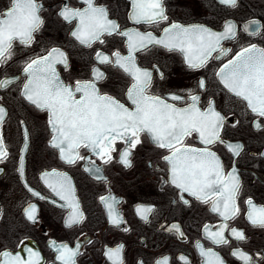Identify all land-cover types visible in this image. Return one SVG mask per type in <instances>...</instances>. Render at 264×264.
Listing matches in <instances>:
<instances>
[{
  "label": "flooded vegetation",
  "instance_id": "af4514ba",
  "mask_svg": "<svg viewBox=\"0 0 264 264\" xmlns=\"http://www.w3.org/2000/svg\"><path fill=\"white\" fill-rule=\"evenodd\" d=\"M39 3L43 5L44 24L35 33L34 42L30 46L14 42L12 58L0 66V79L15 78L7 88L0 89V106L6 110L2 132L7 150V156L0 161V213L3 214L0 218V252L19 253L28 259V249H31L39 253V264H61L55 260L56 253L50 244L56 241L70 247L80 244L76 264H112L106 252L120 245L123 246L124 264H157L164 258H167V264H186L180 259L182 256L187 258V264H202L199 242L204 248L218 252L225 264H244L231 254L235 249L252 255L256 264H264V228L248 222V205L245 203L251 198L257 206H264V118L248 110L246 102L229 93L216 76L219 68L242 48L250 44L264 47V29L259 36L244 31V22L249 19L264 23V5L257 0H238L235 8L222 4L221 0H164L168 20L148 25L136 24L129 19L131 0H96L97 4L108 8L109 18L116 20L121 30L137 29L157 37L163 35V29L171 23L203 25L213 31H222L227 22L237 25L236 38L223 42V46L231 51L219 60L215 59L217 53H213L204 68L191 69L181 53L160 46L136 53L138 66L153 73L150 94L161 97L178 94L187 98L191 91L200 96L202 109L213 100L216 110L226 117L220 133L225 143L209 147L220 158L225 173L233 166L238 170L241 188L237 203L241 211L227 223L229 229L242 230L246 240H236L226 230L224 234L229 238V244L214 245L207 238L204 227L208 225L215 232L225 221L210 210V205L187 194L188 205L179 200L178 190L165 183L169 180V165L163 156L169 153L158 148L146 134H141L142 143L131 150V167L120 163L121 153L126 148L121 140L115 142L111 152L113 159L108 164L89 150L80 149V155L92 156L96 165L101 167L102 175L106 177L103 181L94 179L85 171V161L67 164L60 159L59 151L50 146L52 133L48 113L37 109L21 94L26 79L23 73L26 61L46 54L51 48H59L68 58L67 70L63 65L56 66L61 80L66 84L88 81L92 79L93 66L99 67L106 75V79L97 85L101 93L114 96L127 107H132L125 95L131 79L120 69L97 64L94 59L97 50L109 55L119 50L127 55L125 38L105 36L103 44L96 43L87 48L71 35L75 22L69 24L58 15L64 4L73 8L84 7L82 0H39ZM10 6L11 0H0V13ZM200 79L205 81L204 90L198 88ZM76 98L79 99V94ZM169 102L176 103L177 107L185 106L182 102ZM257 121L262 125L260 129L255 127ZM235 143L243 145L239 156H234L228 148V144ZM184 144L204 147L196 133L185 137ZM21 158L23 174L20 171ZM53 170L71 178L85 216L83 223L72 227L66 225L68 209L61 207L63 201L48 188L42 175ZM101 196L115 198V212L122 218L119 226L110 222ZM30 204L36 205L35 222L28 220L24 211ZM141 205L153 208L147 219L137 213V207ZM173 224L179 225L183 237L169 231Z\"/></svg>",
  "mask_w": 264,
  "mask_h": 264
},
{
  "label": "snow or ice",
  "instance_id": "6c2138e0",
  "mask_svg": "<svg viewBox=\"0 0 264 264\" xmlns=\"http://www.w3.org/2000/svg\"><path fill=\"white\" fill-rule=\"evenodd\" d=\"M82 3V8L64 4L58 15L69 24L75 22L71 35L87 48H92L96 43L103 44L105 36L125 38L127 55L119 50L111 55L97 50L94 59L97 64L118 68L130 77L131 84L125 95L132 107L125 106L114 96L101 93L97 85L106 79V75L99 67L93 66L91 69L92 79L66 84L61 80L56 66L63 65L65 70L68 69L67 54L59 48H51L46 54L25 62L23 73L26 79L21 93L37 109L48 113V125L52 133L50 146L59 151L60 159L67 164L85 161V171L94 179L103 181L106 177L102 175L101 167L96 165L92 156L80 155V149L89 150L104 164H108L113 159L111 152L115 142L121 140L126 148L121 153L120 163L131 167V150L142 143L140 137L144 133L158 148L168 151L169 154L163 156L169 165V180L165 183L178 190L179 200L188 205L189 200L185 198L187 194L202 204L210 205V210L225 221L215 232L205 225L207 238L214 245H228L229 238L224 234L228 230L232 238L246 240L242 230L229 229L227 223L234 220L241 211L237 203L241 188L238 170L233 166L225 173L220 158L209 147L225 143L220 133L224 129L226 117L216 110L213 100H209L207 108L202 109L199 106L200 96L191 91L187 98L178 94H170L168 97L150 94L153 73L139 67L136 62L137 52L160 46L181 53L189 68H204L213 58V53H217L215 59L219 60L231 51L223 46V42L236 38L237 25L227 22L222 31H213L203 25L171 23L163 29V35L157 37L151 32H140L137 29L121 30L118 22L109 18L108 8L97 4L96 0H82ZM221 3L235 8L238 0H221ZM42 11L43 5L39 0H11V6L0 13V66L12 58L14 42L19 41L24 46L34 42L35 33L44 24ZM129 19L136 24L148 25L167 21L164 0H131ZM262 29L264 23L260 20H251L244 25V31L251 36H259ZM216 76L229 93L246 102L248 110L264 118V47L250 44L242 48L219 68ZM14 79H0V89L7 88ZM205 87V81L200 79L198 88L204 90ZM77 94L79 99L76 98ZM169 100L182 102L185 106L177 107L176 103H170ZM5 115V108L0 106V161L7 156L2 132ZM255 127L260 129L262 125L257 121ZM193 133L197 134L204 147L195 148L184 144L185 137ZM228 148L234 156H239L243 145L228 144ZM20 171L23 174V158ZM42 175L48 188L63 201L61 207L68 209L66 225L72 227L83 223L85 216L71 178L55 170ZM114 199L111 196L100 197L108 210L110 222L119 226L122 218L115 212ZM245 203L248 205V222L254 227L264 228V206H257L251 198ZM24 211L28 220H37L36 205L30 204ZM152 211L150 206L137 207V213L143 219H147ZM2 215L0 213V218ZM169 231L183 237L177 224H173ZM50 244L55 250L56 261L76 264V257L80 254L79 243L76 247L56 241ZM197 246L202 264H225L219 253L212 248L206 249L199 242ZM122 249L120 245L107 250L106 256L112 264H124ZM28 252V259L19 253L13 255L8 251L0 252V257H3L0 264H39V253L31 249ZM231 254L244 264H256L252 255L239 249L233 250ZM33 257L36 259L33 260ZM180 259L187 264L186 257ZM157 264H167V258L157 261Z\"/></svg>",
  "mask_w": 264,
  "mask_h": 264
},
{
  "label": "rangeland",
  "instance_id": "374dc122",
  "mask_svg": "<svg viewBox=\"0 0 264 264\" xmlns=\"http://www.w3.org/2000/svg\"><path fill=\"white\" fill-rule=\"evenodd\" d=\"M257 2H258L259 4H261V5H262V4L264 5V0H257ZM260 8H261V7H260ZM258 10H261V9L258 8Z\"/></svg>",
  "mask_w": 264,
  "mask_h": 264
},
{
  "label": "water",
  "instance_id": "95a60500",
  "mask_svg": "<svg viewBox=\"0 0 264 264\" xmlns=\"http://www.w3.org/2000/svg\"><path fill=\"white\" fill-rule=\"evenodd\" d=\"M251 20H258V19H249L247 21L244 22V24H246L248 21H251ZM249 46V45H248ZM247 47V46H246ZM240 51V50H239Z\"/></svg>",
  "mask_w": 264,
  "mask_h": 264
}]
</instances>
